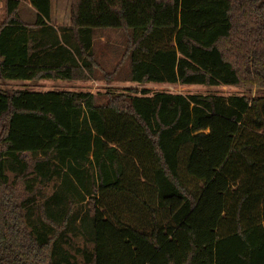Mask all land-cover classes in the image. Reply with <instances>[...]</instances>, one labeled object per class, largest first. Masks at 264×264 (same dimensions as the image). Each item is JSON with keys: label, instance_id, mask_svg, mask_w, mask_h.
I'll use <instances>...</instances> for the list:
<instances>
[{"label": "trees", "instance_id": "1", "mask_svg": "<svg viewBox=\"0 0 264 264\" xmlns=\"http://www.w3.org/2000/svg\"><path fill=\"white\" fill-rule=\"evenodd\" d=\"M28 1L0 22V264H264V0H71L58 28ZM99 30L126 37L107 81L130 57L133 84L255 95L1 88L92 81Z\"/></svg>", "mask_w": 264, "mask_h": 264}, {"label": "rangeland", "instance_id": "2", "mask_svg": "<svg viewBox=\"0 0 264 264\" xmlns=\"http://www.w3.org/2000/svg\"><path fill=\"white\" fill-rule=\"evenodd\" d=\"M4 1L0 0V22L4 18ZM25 6L22 4L20 15L27 23H33L34 18H25ZM126 49V37L121 30H99L95 33L94 53L98 62L100 63V71L96 74L92 81L86 83H71L63 81H42V82H6L1 84V88L6 91H15L26 89L31 92L45 93L48 91H83L90 92L96 97V102L103 105L107 101V94H120L127 90H134L137 93L141 90H149L151 94L155 93H172L182 95L194 94H214L220 96L232 95H255V90H247L239 87H202V86H182V85H169V84H146L137 85L130 81L131 74V60L130 57L126 58L122 63L116 76L112 80L107 81L104 79V74L112 73L117 64L124 56ZM12 179V175H10ZM53 184L51 183L45 190L47 195H51ZM21 194L27 196L24 189H20ZM78 247L84 246L83 239L78 237L74 239Z\"/></svg>", "mask_w": 264, "mask_h": 264}, {"label": "crops", "instance_id": "3", "mask_svg": "<svg viewBox=\"0 0 264 264\" xmlns=\"http://www.w3.org/2000/svg\"><path fill=\"white\" fill-rule=\"evenodd\" d=\"M18 1L20 2L19 14H20L21 5L23 4L25 6V13H24L25 18L27 19L34 18L33 21L35 22L37 13L31 6L29 1L28 0H18ZM70 8H71V0H51V25L54 28L67 27L70 25V21H71ZM21 20L25 22L26 24H32V23H27L26 21H24L22 17H21ZM94 41H95V34H94ZM95 59L98 62L96 57ZM98 64L100 65L99 62ZM42 81H52V80H42ZM42 81H39V82H42ZM55 82H58V81H55ZM73 83L82 84L83 82H73Z\"/></svg>", "mask_w": 264, "mask_h": 264}]
</instances>
